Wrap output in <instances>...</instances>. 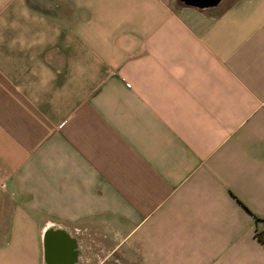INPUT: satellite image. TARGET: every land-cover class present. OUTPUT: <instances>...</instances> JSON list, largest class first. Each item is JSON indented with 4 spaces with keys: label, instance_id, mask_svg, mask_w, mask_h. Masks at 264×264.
<instances>
[{
    "label": "crops",
    "instance_id": "1",
    "mask_svg": "<svg viewBox=\"0 0 264 264\" xmlns=\"http://www.w3.org/2000/svg\"><path fill=\"white\" fill-rule=\"evenodd\" d=\"M255 217L264 0H0V264H264Z\"/></svg>",
    "mask_w": 264,
    "mask_h": 264
},
{
    "label": "trees",
    "instance_id": "2",
    "mask_svg": "<svg viewBox=\"0 0 264 264\" xmlns=\"http://www.w3.org/2000/svg\"><path fill=\"white\" fill-rule=\"evenodd\" d=\"M256 227H255V236L259 241L264 244V219L255 217Z\"/></svg>",
    "mask_w": 264,
    "mask_h": 264
},
{
    "label": "rangeland",
    "instance_id": "3",
    "mask_svg": "<svg viewBox=\"0 0 264 264\" xmlns=\"http://www.w3.org/2000/svg\"><path fill=\"white\" fill-rule=\"evenodd\" d=\"M96 260H98L97 257H96Z\"/></svg>",
    "mask_w": 264,
    "mask_h": 264
}]
</instances>
